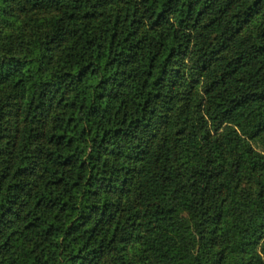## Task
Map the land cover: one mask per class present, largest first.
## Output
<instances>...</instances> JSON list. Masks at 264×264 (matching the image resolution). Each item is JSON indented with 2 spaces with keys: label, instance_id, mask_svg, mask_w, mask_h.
I'll use <instances>...</instances> for the list:
<instances>
[{
  "label": "trees",
  "instance_id": "obj_1",
  "mask_svg": "<svg viewBox=\"0 0 264 264\" xmlns=\"http://www.w3.org/2000/svg\"><path fill=\"white\" fill-rule=\"evenodd\" d=\"M12 3L59 14L0 51V264H117L129 246L137 264H264V0H0V19ZM188 52L203 88L168 114Z\"/></svg>",
  "mask_w": 264,
  "mask_h": 264
},
{
  "label": "rangeland",
  "instance_id": "obj_2",
  "mask_svg": "<svg viewBox=\"0 0 264 264\" xmlns=\"http://www.w3.org/2000/svg\"><path fill=\"white\" fill-rule=\"evenodd\" d=\"M13 5V8H12ZM9 8L8 13L6 14V20L0 19V51L3 52H12L18 51V47L24 42L27 43L28 40H32L35 36L38 38L46 37V33L49 32V35L53 32L52 19L56 18L59 14V10L56 8H45L42 11L29 12L22 10L19 5L16 3H12ZM257 19L256 16L249 19L246 24V28L242 34H247L250 30H252L256 25ZM205 24V23H204ZM231 40V39H230ZM10 43V44H8ZM225 50L222 51V54L227 57L230 56L233 51L234 43L230 44ZM60 47V46H59ZM56 48L54 55L57 57L60 55L58 48ZM60 49V48H59ZM11 50V51H10ZM190 52L186 55L180 56L176 59L170 68V72L168 73L165 81L164 92H168L169 89H174V93L171 94V103L168 110V114L174 115L177 111H180L185 104L188 103L190 99V91L192 88H196L197 92L201 91L203 88L202 78L200 77V72L198 65H193L190 57ZM53 64L55 61L52 62ZM174 87V88H172ZM48 100L50 103L48 104V108L45 109L43 113V119L45 116H50L51 112L55 110V105L53 103L55 99V90L49 94ZM14 101L12 93L8 89L0 90V104L12 103ZM198 105V99L193 98L191 108H196ZM202 110H204V107ZM162 110V106L160 107ZM16 107L9 106L5 115V119L7 121L6 125L10 126L18 122V117L15 115ZM20 124V123H19ZM43 125V124H42ZM37 127L36 125H34ZM158 127V123L156 120L153 121L150 133H147L146 138L150 139L154 130ZM242 139L249 142L248 138L245 135H242ZM36 174L39 171V168L32 170ZM254 178H249L247 175L244 176L239 188L238 194L243 195L241 199H246L247 197H251L256 190L255 184H253ZM21 211V208L19 209ZM12 214L9 218L10 221L6 222L8 225L7 233L4 237L10 235V243L8 245V250L11 246H15V244L23 237L22 232V215L20 212ZM29 243L36 239L35 235L28 238ZM129 250L124 252V257L122 258L120 255L115 256V254H111V262L115 261V257H117V264L121 262V264H137V257L134 255V248L129 246ZM0 257H4L8 259V255H3Z\"/></svg>",
  "mask_w": 264,
  "mask_h": 264
}]
</instances>
